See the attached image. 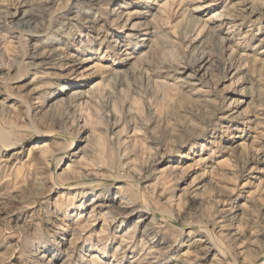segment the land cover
<instances>
[{
  "label": "rangeland",
  "instance_id": "rangeland-1",
  "mask_svg": "<svg viewBox=\"0 0 264 264\" xmlns=\"http://www.w3.org/2000/svg\"><path fill=\"white\" fill-rule=\"evenodd\" d=\"M34 1L0 10L26 3L37 36L73 37L61 60L28 65L44 41L0 21V264H264V0ZM118 2L161 6L151 51L120 65L110 41L138 19L117 26ZM215 14L230 17L216 34ZM76 49L90 60L71 72Z\"/></svg>",
  "mask_w": 264,
  "mask_h": 264
},
{
  "label": "bare ground",
  "instance_id": "bare-ground-1",
  "mask_svg": "<svg viewBox=\"0 0 264 264\" xmlns=\"http://www.w3.org/2000/svg\"><path fill=\"white\" fill-rule=\"evenodd\" d=\"M59 0H35L32 4V7H34L35 5L39 8H44L46 10H48V8L57 3ZM97 1V0H95ZM99 1V0H98ZM105 1V0H102ZM119 1V0H118ZM121 1V0H120ZM122 2H125V0H122ZM147 3L146 0H138L137 2H134V4L136 6H138L137 8L140 9L141 6ZM24 4H20V6L16 9L15 12H13L10 8H6L5 10H0V21H4L5 23L8 24H13V22H15L16 20L20 21L21 19H24V25H23V32L20 34V39H25L26 41V36H29V38L33 41H35L37 44L39 42L44 41V44L42 47H35L34 51L32 53H28V51L24 52V55L27 56L26 60H29V62L27 63L28 65H34L36 64L35 59L38 57H47V59H53L55 58V60H61L62 56H64L65 52L67 51L68 48V41L73 37V35L68 32V36L65 37H59L58 35L54 38H51L50 40L43 35H36L35 33L39 34V31L41 30V28H39V20H37L34 16H31L29 18L28 14H29V10H23V5ZM120 6L119 8H116L113 10L112 12V17H113V22L115 24H117V26H120V24L122 27L127 25L128 23L130 24V22H132L135 19H138V21L133 24L131 27H128V29H126V33H124V35L118 36L115 39H112L111 45L109 46V48L116 50L118 48H121L120 52L118 53V55L122 58H119L118 60L115 61L116 65H120L123 64V60H132V59H137V53L139 52V49L142 48H148V52L151 51V45H148V42L152 41L153 36L155 35V26L158 23V20L160 19V5H157V3H154V5L156 6V9H154V11L156 10V12H153V9H151L150 7H148V9L146 10H135L132 11L129 8L127 10H121L124 6L121 5V3L118 2ZM131 3H128V7L131 6ZM26 6V5H25ZM29 9V8H28ZM262 9V8H261ZM201 9H197L194 12H198ZM250 13L252 14H258L259 10L257 8H253V9H249ZM48 12V11H47ZM264 14V13H263ZM58 17V16H57ZM62 17V16H61ZM29 18V19H27ZM191 19L195 20L196 17L192 16L190 17ZM46 16H42V20L43 22L46 21ZM230 17L225 16V15H220L218 16V14L213 15V17H211L210 20H208L213 26L211 27L212 32H214L216 34L217 31H220L222 29V27L224 25H230L229 23ZM48 21V25L52 26L55 22V19L49 15V19ZM22 22V21H21ZM126 23V24H124ZM7 24V25H8ZM47 26V23L44 27ZM21 28V27H20ZM64 27L60 28V30H62ZM3 30V29H2ZM67 32V30H66ZM64 32V33H66ZM117 32V29H116ZM3 33V32H2ZM36 35V36H35ZM0 39H4V40H8V37L6 34H2L0 36ZM196 40V39H195ZM199 40V39H198ZM30 42V41H29ZM27 43V42H26ZM42 49L43 52L39 53ZM261 54V53H260ZM83 53L80 52L79 49H76L74 52H72L67 58L66 60L67 65L65 68H67L68 70H71V72H76L77 69H79V67H81V65H84L86 62H88L90 59L89 58H85L82 57ZM31 57V58H29ZM40 59V58H39ZM25 60V61H26ZM25 61L23 63H25ZM61 62V61H60ZM207 65H209V60L207 57H200L199 60V68L200 70L205 68ZM234 70V69H232ZM195 74V72H194ZM84 81L81 80H72L69 85L68 84H61L59 85L49 96L48 98H45L46 101H42L41 103L37 102V104H40L38 108L44 107L45 105L51 107H54L55 105H57L59 102H61L62 97L64 95L65 92L67 91H72V89L76 88V86H81L82 83ZM195 86L199 85V82L193 84ZM196 94V93H193ZM6 102L4 101L2 103H0V114L3 115L4 112H6ZM243 103H246V100L243 101ZM33 107L29 106L28 110L32 111ZM256 119H247L246 120V124H249L250 127L251 126H255L256 124ZM258 126V125H257ZM250 130H254L255 127L249 128ZM10 134L9 132L6 131H2L0 129V143L6 147V149L8 150L9 147H11V141L9 138ZM237 138V137H235ZM212 144H216L215 142H211ZM243 144L238 143L236 146H239L238 148L242 147ZM13 147V146H12ZM223 149L225 152H229L231 148L224 147L221 148ZM231 152V151H230ZM237 152V151H236ZM240 152V151H239ZM77 155V153L74 154V156ZM253 160H258V161H262L264 162V146L261 147L257 153L256 156H254ZM103 208V205H97L96 208ZM205 242V241H204ZM204 244V243H203ZM206 244V243H205ZM206 251V250H205ZM93 258H97L96 256ZM42 261L43 264H55V260L47 257V256H42Z\"/></svg>",
  "mask_w": 264,
  "mask_h": 264
}]
</instances>
